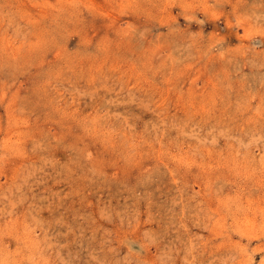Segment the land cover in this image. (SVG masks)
I'll list each match as a JSON object with an SVG mask.
<instances>
[{"label": "rangeland", "instance_id": "rangeland-1", "mask_svg": "<svg viewBox=\"0 0 264 264\" xmlns=\"http://www.w3.org/2000/svg\"><path fill=\"white\" fill-rule=\"evenodd\" d=\"M0 264H264V0H0Z\"/></svg>", "mask_w": 264, "mask_h": 264}]
</instances>
